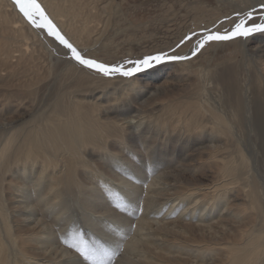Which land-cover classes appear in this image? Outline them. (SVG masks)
<instances>
[{"label":"bare ground","instance_id":"bare-ground-1","mask_svg":"<svg viewBox=\"0 0 264 264\" xmlns=\"http://www.w3.org/2000/svg\"><path fill=\"white\" fill-rule=\"evenodd\" d=\"M38 1L84 56L111 32L118 5ZM248 3L252 21L262 22L264 0ZM27 24L11 2L0 0V264H89L64 243L73 233L111 249L108 264H264V34L233 40L249 64L244 71L238 61L190 70L193 62L184 59L166 77L156 66L135 77L101 79L53 55ZM207 34L173 55L190 57ZM219 44H205L202 54ZM181 76L196 82L179 99L152 104ZM161 78L165 83L157 85ZM14 103L20 105L12 113ZM113 159L129 161L146 180L156 174L145 198L143 192L134 199L143 200L136 222L106 210L129 230L135 224L126 240L128 229L103 234L95 223L89 232L82 220L84 211L101 212L95 201L79 200L88 182L117 181L133 190ZM193 228L214 235L231 230L232 236L217 257L218 249L193 252L174 243Z\"/></svg>","mask_w":264,"mask_h":264},{"label":"rangeland","instance_id":"rangeland-1","mask_svg":"<svg viewBox=\"0 0 264 264\" xmlns=\"http://www.w3.org/2000/svg\"><path fill=\"white\" fill-rule=\"evenodd\" d=\"M7 1L11 2L14 5L17 12L21 14L24 17V19L27 21L28 23L27 25L30 26V28L34 30L36 34L40 37L42 42L45 43V45L52 50L53 55L75 61L74 59L71 58L70 53L68 55L64 54L66 48L62 44H60L55 37L49 35L46 28L36 27V25L32 24L30 21L27 20V18L19 10L18 6L15 4V0H7ZM37 2L43 8V5L38 0ZM249 6L250 4L248 3V0H118V5L116 6L115 21L111 28V32L104 38V40L97 46V48H94L93 50L86 52L87 55L85 56L87 58L95 59L99 62L109 65L124 64L127 63V61L129 60H138L149 55H156L160 53H166L168 57H171L173 56V53L175 51L183 47L185 42L187 41L190 42L191 40L198 38L204 32H208V34L213 32L224 33L225 30H231L234 27V24L238 22L239 19L244 18L247 13L252 12ZM255 18L256 16H254L253 14L252 20H254ZM40 19L41 18L39 16L36 17L38 23L40 22ZM255 34L261 35L264 33H255ZM189 37H191V39H189ZM233 40L217 41L223 44H219L215 48L211 49L208 53L202 54L203 50L200 49L195 53V55H191L190 57H188L186 62L189 61L193 62L192 66L190 67V70H197L200 68L215 69L217 67H221L225 64H228V62L238 61L240 71L241 69L242 71H244L246 66H248L249 64L241 60L242 59L241 53L239 52L237 44L233 42ZM177 43L178 45L172 49V47L175 46ZM181 57H185V54L181 55ZM183 61L184 59L182 60L165 59L161 63L154 64L153 67L162 66L164 69L163 74L166 77L169 74L174 75V73H172L173 71H171V67H172L171 65L182 63ZM79 67L86 69V67H84L81 64H79ZM153 67L137 72L131 77L133 76L135 77L136 75H139L141 73L143 74L149 72L153 70ZM237 67L238 66H236L235 68ZM86 70L87 71L89 70L88 72H90L93 75V77L95 76L101 79L124 77L119 74L106 77L96 72L95 70L92 71V69H88V68ZM174 79H175L174 82L171 84L173 86H176V88L175 89L171 88L169 90L170 93L167 94L164 98H161L162 100L158 99L154 101L152 104H156L155 102H158L159 104L162 103L166 104L171 99L172 101L177 100L182 95H184V92L187 91L186 89L188 88V86L190 87L196 82V79L194 77L181 76L180 78H174ZM163 83H165V78H161L160 81L157 82V85ZM152 104L151 106H153ZM17 105L20 104L14 103L10 106L12 113L18 110L19 106L17 107ZM118 161H115L113 159L110 162H116V164L118 165L117 168H119V170L117 169L116 173L120 174L122 178H126L127 180L124 179L125 181H129L130 183H133L132 184L133 190L131 188L129 189L126 188L125 187L126 185L124 186V184H122L123 186L119 185V182L117 181H110V180L105 181L106 184H104V186H100L101 183L99 180L100 178L96 179L93 183L88 182L90 185L86 184L84 186L86 190L84 189L83 195L80 196L82 198H80L79 200H82V202L85 201L86 203L95 201V203H98V205H100L99 207L101 211L100 212L101 216L98 214L97 215L98 217H93V215L91 216V214L89 215L88 211H87L88 213L85 211L83 212L82 220H84V217L86 218L87 223L85 224V226H86V230L89 232L94 231L92 224L95 223L98 224L97 228L98 230L100 229L99 232L100 233L102 232L103 234H107L109 228L111 231H115L117 234H119L124 229L129 230V227L127 228V226H125L123 221L121 222L119 218L118 220L117 218L110 217L109 214L106 213V210H110L111 212L115 211L116 213L126 218H128L127 216H129V218L131 219L134 218L135 222L137 221V219H139L137 213H139V215L143 213V205H142L143 200L141 202L140 200L139 201L135 200L136 201L135 202L134 199L138 197L140 193L143 192H144L143 199L145 198V196L147 195L146 190L148 189L151 180L153 179V177L156 176V174L153 177L148 176L146 180L144 174H142L141 171L137 170L135 166H132V164L129 161H124V160H120L119 162ZM127 171H129V173L132 174L133 177L130 175H129L130 177L126 175L125 172ZM202 173L203 172H200L198 174L201 175ZM207 179H209V176ZM88 186L90 188H88ZM109 186L114 190H116L117 191L116 193H119L118 194L119 196H117L116 199L112 197L110 198L111 192L105 190V188H108ZM135 186L138 189H136ZM117 205H121V207H117ZM223 205L224 204L222 203L221 206ZM84 206L81 207L83 208ZM172 213L175 214L176 211L175 213L174 212ZM173 214H171V216H173ZM87 217H89V220ZM170 218L171 221L178 220L180 224L191 222L186 218L185 219L184 218L176 219L175 217H170ZM91 221L93 223H91ZM213 221L214 220H212V222ZM195 222L199 223L196 220L192 221L191 223H195ZM135 230H136V226L134 224L130 228L129 234L123 235V237H125V240L127 239V237L134 236L133 234ZM188 230L190 229H186L187 232L183 233L182 235L175 236L176 239L174 240L175 241L174 243H176L179 246L185 244L183 246L185 247L188 246L190 249L192 248L191 250H193V252L194 249L196 250L199 247L203 249L207 247V249L210 250L212 249V251H214V249H218L217 254L215 255L209 252L210 255L212 254L216 257L217 255H219L220 251H222L220 249L225 248L224 244L227 241L226 237L232 236L231 230H226V229L225 230L222 229L223 231L222 230L219 231L217 235L215 234L217 237L214 234L211 233L207 234L196 228L195 229L193 228L190 231ZM193 252L189 254L192 255ZM191 255H184V256L191 258V260H195L194 257H192L194 255L192 256ZM195 264L197 263L195 262ZM199 264H203V263L200 262Z\"/></svg>","mask_w":264,"mask_h":264},{"label":"snow or ice","instance_id":"snow-or-ice-1","mask_svg":"<svg viewBox=\"0 0 264 264\" xmlns=\"http://www.w3.org/2000/svg\"><path fill=\"white\" fill-rule=\"evenodd\" d=\"M15 4L23 15L36 27H43L47 29L49 35L55 37L60 44L69 50L71 58L77 61L88 69L95 70L104 76H113L119 74L124 77H131L137 72L153 67L154 64L161 63L165 59L182 60L188 57H181L173 55L168 57L166 53L156 55H149L138 60H129L128 64L132 67L126 68L123 64L109 65L99 62L95 59L85 58L77 48L61 34L57 26L46 15L44 9L37 2V0H15ZM252 13H247L244 18H241L234 24L231 30H225L224 33L213 32L205 35L203 39L197 41L196 51H199L205 44L211 41H230L237 37L248 38L255 33H264V20L257 23L252 21ZM39 16L40 22L38 23L36 17ZM249 21H252L249 23ZM191 39V37H189ZM195 55V52L193 53ZM121 207V205H117ZM64 243L69 248L75 250L77 254L88 261L89 264H108L109 258L115 253L102 243L93 242L89 243L84 239L82 233H73L71 239H65Z\"/></svg>","mask_w":264,"mask_h":264}]
</instances>
